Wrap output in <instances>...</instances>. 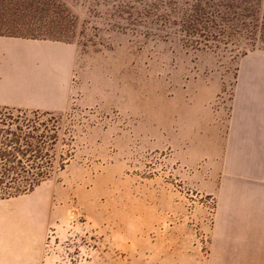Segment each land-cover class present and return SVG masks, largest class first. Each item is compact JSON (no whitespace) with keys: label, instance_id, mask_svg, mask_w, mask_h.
<instances>
[{"label":"rangeland","instance_id":"obj_1","mask_svg":"<svg viewBox=\"0 0 264 264\" xmlns=\"http://www.w3.org/2000/svg\"><path fill=\"white\" fill-rule=\"evenodd\" d=\"M1 42L56 52L0 53V264H264V146L203 126L264 118V0H0Z\"/></svg>","mask_w":264,"mask_h":264},{"label":"crops","instance_id":"obj_2","mask_svg":"<svg viewBox=\"0 0 264 264\" xmlns=\"http://www.w3.org/2000/svg\"><path fill=\"white\" fill-rule=\"evenodd\" d=\"M55 47L49 45H29L23 42H1L0 53H6V56L14 55L16 62L24 63L27 56H41L42 59H46L48 54L56 52ZM57 49V48H56ZM62 53V51H61ZM205 79L204 77L191 79V85L186 87L174 86L173 91L175 93L183 92V88L188 90L191 95L190 99L183 98V107H187L190 111L199 109L200 111H208L206 106L207 101L214 95L216 91H219V81L214 78ZM2 86V85H1ZM195 86V87H194ZM21 85L17 86H2L0 87V104L23 106L27 100L21 97ZM49 92H53L51 89ZM4 93V94H3ZM249 96L244 94H237L233 99L232 109L229 118H224L223 113H219L220 119L217 120L215 116L205 113V119L203 120V126L215 127L216 133L223 138V141L227 143L228 150L231 151L229 157H243V151L259 148L264 146V118L260 115L251 114L249 112L251 105L249 104ZM175 100V98H174ZM51 101H45L43 104L35 105L34 107L53 108L55 105H51ZM196 110V111H197ZM192 114V113H191ZM199 119H203L202 115L198 116ZM197 116H191L190 123L198 120ZM194 124H200L196 121ZM193 124L189 125L190 127Z\"/></svg>","mask_w":264,"mask_h":264},{"label":"trees","instance_id":"obj_3","mask_svg":"<svg viewBox=\"0 0 264 264\" xmlns=\"http://www.w3.org/2000/svg\"><path fill=\"white\" fill-rule=\"evenodd\" d=\"M15 169H16V166H13V165H11V166H6V167L3 168V172H2V173H3V174H9L10 171L15 170ZM30 183H31V182H30ZM30 183H29V182L24 183V184H26V185H22L21 188L27 186V184H30ZM15 188L18 189V186L15 187Z\"/></svg>","mask_w":264,"mask_h":264}]
</instances>
